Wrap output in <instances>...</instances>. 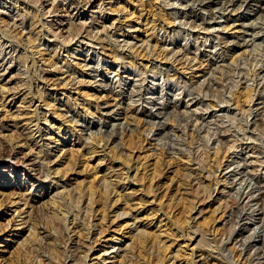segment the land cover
Returning <instances> with one entry per match:
<instances>
[{
    "label": "rangeland",
    "instance_id": "rangeland-1",
    "mask_svg": "<svg viewBox=\"0 0 264 264\" xmlns=\"http://www.w3.org/2000/svg\"><path fill=\"white\" fill-rule=\"evenodd\" d=\"M89 2L0 0V264H264V0Z\"/></svg>",
    "mask_w": 264,
    "mask_h": 264
},
{
    "label": "bare ground",
    "instance_id": "bare-ground-1",
    "mask_svg": "<svg viewBox=\"0 0 264 264\" xmlns=\"http://www.w3.org/2000/svg\"><path fill=\"white\" fill-rule=\"evenodd\" d=\"M90 4H92L91 3V0H90V2L89 3H87V5L86 6H88V5H90ZM96 4V3H95ZM93 7V6H92ZM84 10H86V9H83V11H82V14H83V16L85 15V12H84ZM93 10V9H92ZM81 14V15H82ZM5 155V154H4ZM6 155H8V154H6ZM6 158V157H5ZM7 159H9V155L7 156ZM6 159V160H7ZM255 161V160H254ZM33 162V161H32ZM31 161H29V159L25 156L24 158H23V160L21 161V164L22 165H24V166H27V165H33V163H32ZM19 164V163H18ZM251 164V163H250ZM247 165V164H246ZM246 168V167H245ZM248 168V167H247ZM252 170V169H251ZM249 174V173H248ZM250 174H251V171H250ZM105 182H107V181H105ZM105 188V187H104ZM107 190H108V188H107ZM69 191V190H68ZM73 190H71L70 192H72ZM74 192V191H73ZM77 193V192H76ZM79 194V193H78ZM110 194H111V192H110ZM73 195V194H72ZM83 196V195H82ZM77 197V196H76ZM80 197V196H79ZM81 198V197H80ZM92 198V197H91ZM122 213V212H121ZM126 215V214H125ZM66 220V219H65ZM87 251V250H86ZM83 254H85V253H83ZM81 259V258H80ZM84 259H87V254H85V258ZM81 260V261H85V260ZM81 264V263H80ZM82 264H84V262L82 263ZM86 264V263H85Z\"/></svg>",
    "mask_w": 264,
    "mask_h": 264
}]
</instances>
